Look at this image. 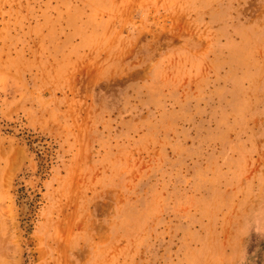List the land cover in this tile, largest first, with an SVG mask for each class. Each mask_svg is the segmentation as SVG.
<instances>
[{
	"label": "rangeland",
	"instance_id": "374dc122",
	"mask_svg": "<svg viewBox=\"0 0 264 264\" xmlns=\"http://www.w3.org/2000/svg\"><path fill=\"white\" fill-rule=\"evenodd\" d=\"M0 264H264V0H0Z\"/></svg>",
	"mask_w": 264,
	"mask_h": 264
},
{
	"label": "bare ground",
	"instance_id": "6f19581e",
	"mask_svg": "<svg viewBox=\"0 0 264 264\" xmlns=\"http://www.w3.org/2000/svg\"><path fill=\"white\" fill-rule=\"evenodd\" d=\"M19 149H20V148H19ZM21 151H22V150H21ZM7 152H8V151H7ZM3 155H4V154H3ZM19 157H20V156H19ZM19 157H18V158H19ZM20 158H21V157H20ZM21 162H22V161H21ZM32 194H33V193H32ZM2 214H3V213H2ZM5 261H6V260H5Z\"/></svg>",
	"mask_w": 264,
	"mask_h": 264
}]
</instances>
